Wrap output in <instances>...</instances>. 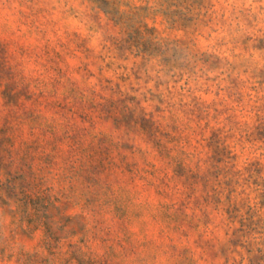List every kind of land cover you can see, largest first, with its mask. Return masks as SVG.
<instances>
[{
  "label": "rangeland",
  "instance_id": "rangeland-1",
  "mask_svg": "<svg viewBox=\"0 0 264 264\" xmlns=\"http://www.w3.org/2000/svg\"><path fill=\"white\" fill-rule=\"evenodd\" d=\"M261 118L264 0H0V264H264Z\"/></svg>",
  "mask_w": 264,
  "mask_h": 264
},
{
  "label": "trees",
  "instance_id": "trees-1",
  "mask_svg": "<svg viewBox=\"0 0 264 264\" xmlns=\"http://www.w3.org/2000/svg\"><path fill=\"white\" fill-rule=\"evenodd\" d=\"M191 107V113L196 115L197 113L200 115L210 109L211 106H206L203 103H200L196 98L188 105ZM187 107V105H184ZM152 119V118H151ZM145 123L152 122L149 119H146V116L142 119ZM153 120V119H152ZM262 120V118L260 119ZM264 124V119L261 122V125ZM206 142L205 147L208 148V152L204 158L201 157L198 160L197 165L202 169L205 167V172L200 177L202 183L206 188L209 187L210 182L214 179L217 187L214 188L215 191H218L217 195L226 194L227 202L229 203V211L235 208L234 199H237L239 195L237 193V187L240 186L242 181V176L244 174L258 172L255 168L257 164H250L243 170H237L236 165L233 164L235 161V157L232 156V152L229 147L225 145V142L221 138V132L219 130H214L211 133L209 138L203 139ZM191 158L197 157L196 155L189 156ZM179 167L187 172H192V170L188 169L184 162L179 164ZM194 177L191 175L187 178L188 181H191ZM235 236V233L233 234ZM235 243L234 240H232Z\"/></svg>",
  "mask_w": 264,
  "mask_h": 264
}]
</instances>
